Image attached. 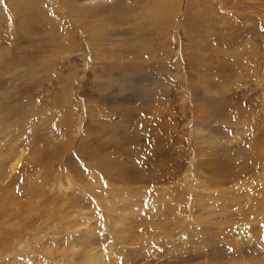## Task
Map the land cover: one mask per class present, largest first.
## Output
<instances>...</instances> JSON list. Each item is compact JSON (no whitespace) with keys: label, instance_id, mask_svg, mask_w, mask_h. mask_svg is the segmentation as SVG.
I'll return each instance as SVG.
<instances>
[{"label":"rangeland","instance_id":"obj_1","mask_svg":"<svg viewBox=\"0 0 264 264\" xmlns=\"http://www.w3.org/2000/svg\"><path fill=\"white\" fill-rule=\"evenodd\" d=\"M0 264H264V0H0Z\"/></svg>","mask_w":264,"mask_h":264},{"label":"bare ground","instance_id":"obj_2","mask_svg":"<svg viewBox=\"0 0 264 264\" xmlns=\"http://www.w3.org/2000/svg\"><path fill=\"white\" fill-rule=\"evenodd\" d=\"M53 3H54V1H53ZM160 6H162L161 8V10L162 11H166L167 10V7L166 6H163V5H160ZM159 11V10H158ZM66 12V11H65ZM154 12V11H153ZM160 12V11H159ZM163 13V12H162ZM66 14H67V12H66ZM82 14V13H81ZM163 14H165V13H163ZM68 15V14H67ZM73 16V15H72ZM72 16H69L68 15V17H69V19H72ZM74 16H76V14H74ZM76 17H79L78 15L76 16ZM161 17V16H160ZM166 17V16H165ZM151 18V17H150ZM163 18V17H162ZM153 19V18H152ZM158 20H160V19H158ZM149 21V20H148ZM156 22V21H155ZM158 22V21H157ZM161 22V21H160ZM165 23V22H164ZM150 25H152V22H150ZM155 25V24H154ZM75 27H77V28H80L79 26H75ZM164 28V27H163ZM163 32V31H162ZM164 34V33H163ZM96 39H98V37L97 36H92V35H90L89 37H88V41L90 42V44L91 45H93V42H94V40H96ZM164 60V59H163ZM156 62V61H155ZM164 62H161V63H159V64H156V65H153L152 67L151 66H149L148 65V67H151V68H153L154 70H156V69H158V71L160 72V74H164V71L162 70V68H164ZM147 67V66H146ZM151 70L150 72H148L150 75H154L153 73H154V70ZM157 71V70H156ZM147 73V72H146ZM156 73H158V72H156ZM148 74V75H149ZM158 75V74H157ZM159 76V75H158ZM158 76H152L151 77V79H153L154 77V79H153V82L152 81H150V84L151 85H153V84H155L154 82H157V84H155L153 87H156L157 88V86L156 85H158L159 83H162L163 85H161L162 87H165L166 88V86L168 87L169 86V82H170V78L169 79H167L166 80V78H161V77H158ZM164 77V76H163ZM150 78V77H149ZM155 89V88H154ZM160 229V228H159ZM121 236H119V235H116V238L117 239H119ZM122 238V237H121ZM123 241V240H122ZM123 245V244H122ZM119 246V245H118ZM121 246V245H120ZM119 246V247H120ZM84 249H85V245H83L82 246V249H81V255L84 253ZM130 251V250H129ZM90 255V252H87L86 253V256H89Z\"/></svg>","mask_w":264,"mask_h":264}]
</instances>
